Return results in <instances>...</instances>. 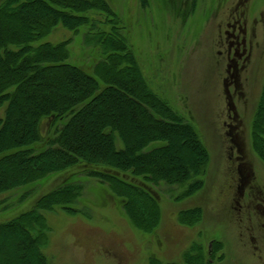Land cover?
Listing matches in <instances>:
<instances>
[{
  "label": "trees",
  "instance_id": "obj_1",
  "mask_svg": "<svg viewBox=\"0 0 264 264\" xmlns=\"http://www.w3.org/2000/svg\"><path fill=\"white\" fill-rule=\"evenodd\" d=\"M143 7L149 0H140ZM104 14L110 29L93 16ZM62 24L102 48L92 71L71 63L70 42H41ZM121 18L109 0H2L0 3V204L2 194L50 175L81 170L108 184L133 225L151 233L162 209L152 185H178V201L205 185L209 151L197 127L159 96L143 73ZM49 130L43 134L42 124ZM251 143L264 161V87L255 110ZM132 174L139 182L127 178ZM84 184L65 180L34 206L0 223V264H53L46 214L70 206ZM202 206L177 219L197 224ZM194 243L182 264H213L224 254ZM151 264H179L151 258Z\"/></svg>",
  "mask_w": 264,
  "mask_h": 264
},
{
  "label": "rangeland",
  "instance_id": "obj_2",
  "mask_svg": "<svg viewBox=\"0 0 264 264\" xmlns=\"http://www.w3.org/2000/svg\"><path fill=\"white\" fill-rule=\"evenodd\" d=\"M109 1L153 90L197 127L210 155L205 185L178 201L181 187L153 184L162 218L146 233L133 225L108 184L73 170L3 193L0 223L32 208L63 181L79 180L83 195L70 205L78 211L57 207L46 214L51 231L44 251L53 264H151V258L182 264L194 243L212 249L213 240L223 242L224 254L213 264H264V214L256 208L264 196V161L251 143L264 87V24L255 36L251 28L263 18L264 0H149L146 7L140 0ZM93 16L99 28L110 29L104 14ZM237 19L249 27L247 36H240L246 37V51L243 42L230 45ZM88 30L75 33L59 24L41 42L71 40L69 61L92 71L102 48L88 41L94 35ZM230 47L239 54L229 53ZM48 130L45 121L43 134ZM127 178L139 182L132 174ZM194 206H202L201 220L180 223L178 212Z\"/></svg>",
  "mask_w": 264,
  "mask_h": 264
},
{
  "label": "flooded vegetation",
  "instance_id": "obj_3",
  "mask_svg": "<svg viewBox=\"0 0 264 264\" xmlns=\"http://www.w3.org/2000/svg\"><path fill=\"white\" fill-rule=\"evenodd\" d=\"M262 16H263V18H262ZM260 17L262 18L261 20H259V21L257 19L254 20L255 27L251 28V36H255L257 34V29H258V26L260 23L264 24V13L263 12L260 13ZM240 21H241V19H239V20L237 19L236 23L232 26V32H229L228 37H229V40L231 41L230 42L231 46L232 45L237 46V45H240L241 42H243V51H246V48L244 47L245 41H246L245 36H247V34H248L249 27H248L246 22L244 25L243 23H240ZM229 26L231 27V24H229ZM237 31H238V33H237ZM242 32L245 34V36L243 37V39L240 40V36H241ZM228 50H229V53H233L234 55L239 54L237 47L235 48V52H234V49L232 47L228 48ZM232 116L235 117V115H233V114H232ZM242 181H243V178H242ZM256 201H257L256 208L262 210V212L264 214V196L263 197L259 196Z\"/></svg>",
  "mask_w": 264,
  "mask_h": 264
}]
</instances>
